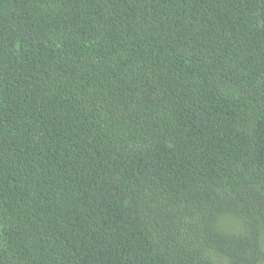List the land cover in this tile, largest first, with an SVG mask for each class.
<instances>
[{
	"label": "trees",
	"instance_id": "16d2710c",
	"mask_svg": "<svg viewBox=\"0 0 264 264\" xmlns=\"http://www.w3.org/2000/svg\"><path fill=\"white\" fill-rule=\"evenodd\" d=\"M0 264H264V0H0Z\"/></svg>",
	"mask_w": 264,
	"mask_h": 264
}]
</instances>
